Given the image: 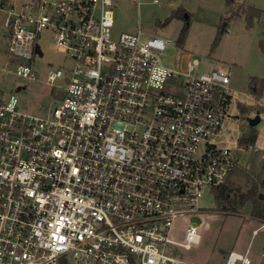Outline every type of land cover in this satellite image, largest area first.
<instances>
[{
    "label": "built area",
    "instance_id": "built-area-1",
    "mask_svg": "<svg viewBox=\"0 0 264 264\" xmlns=\"http://www.w3.org/2000/svg\"><path fill=\"white\" fill-rule=\"evenodd\" d=\"M112 6L23 0L16 9L0 0V71L37 80L44 30L70 60L46 68L57 100L48 114L29 110L17 86L0 89V264H195L180 250L200 241L202 190L258 150L218 143L233 101L225 71L198 73L191 53L184 68L163 64L166 36L142 40L138 29L113 38ZM183 216L190 221L174 238ZM250 245L224 264H251Z\"/></svg>",
    "mask_w": 264,
    "mask_h": 264
},
{
    "label": "rangeland",
    "instance_id": "rangeland-1",
    "mask_svg": "<svg viewBox=\"0 0 264 264\" xmlns=\"http://www.w3.org/2000/svg\"><path fill=\"white\" fill-rule=\"evenodd\" d=\"M19 9L23 0H6ZM259 9L258 18L249 24L248 10ZM113 38L121 32L142 31L141 39L152 34L169 37L160 53L161 62L172 68H184L187 53L198 59L196 71H207L213 66L225 71L229 76V86L233 101L228 106L230 118L222 126L218 143L222 146H235L242 135L249 130L246 118L259 112L260 120L253 126L256 130L255 146L259 151L245 153L240 167L223 184L232 198L248 190L249 179L259 184L264 194V176L258 177L261 169V156L264 154V90L253 94L257 80L264 83V51L259 41L264 39V0H113ZM6 13L0 10V65L5 61ZM218 36V41L214 40ZM62 53L53 48V36L48 30L40 33L37 40L38 79L25 78L0 71V89L7 93L15 86L20 101L27 98V107L34 113L48 114L54 100L50 86L45 83V71L50 65L69 64ZM60 80L55 84H60ZM57 87L55 93L60 95ZM26 92L28 93L26 96ZM217 189L207 187L202 190L197 204L201 211L199 217L200 241L189 249H181L180 257L195 264H224L227 254L233 250H244L250 245L251 264H264V220L251 216V204L246 203L238 212L220 211L216 201ZM190 221L188 216L174 221L172 236L178 238L183 227ZM259 232L251 237L252 230Z\"/></svg>",
    "mask_w": 264,
    "mask_h": 264
},
{
    "label": "trees",
    "instance_id": "trees-1",
    "mask_svg": "<svg viewBox=\"0 0 264 264\" xmlns=\"http://www.w3.org/2000/svg\"><path fill=\"white\" fill-rule=\"evenodd\" d=\"M252 10H248L246 14L247 21L249 24H251L252 20L254 18H258L260 16V10L251 8ZM218 41V36L215 38L214 42L216 43ZM259 46L262 51H264V39H261L259 41ZM264 90V86H262V82L257 80L256 86L253 89V94L258 95ZM256 130L254 127L250 126L249 130H247L244 135H242V141L245 144H252L254 143V140L256 138ZM264 176V159H262L261 169L258 174V177ZM251 182V186L246 190L245 192H242L241 194L237 195L236 197L232 198L229 196V194L226 192L225 185H221L217 187V195H216V201H217V208L220 211H230L232 213L238 212V210L244 206L246 203L251 204V216L256 217L260 220H264V197L260 198V191H259V184L252 179H249ZM264 184V181L260 182V185L262 186Z\"/></svg>",
    "mask_w": 264,
    "mask_h": 264
},
{
    "label": "water",
    "instance_id": "water-1",
    "mask_svg": "<svg viewBox=\"0 0 264 264\" xmlns=\"http://www.w3.org/2000/svg\"><path fill=\"white\" fill-rule=\"evenodd\" d=\"M246 120L250 126H255L260 120L259 113H255L254 116H248ZM262 197H264V194L260 193V198Z\"/></svg>",
    "mask_w": 264,
    "mask_h": 264
},
{
    "label": "crops",
    "instance_id": "crops-1",
    "mask_svg": "<svg viewBox=\"0 0 264 264\" xmlns=\"http://www.w3.org/2000/svg\"><path fill=\"white\" fill-rule=\"evenodd\" d=\"M261 81V80H260ZM262 82V81H261ZM262 86H264V83H262ZM255 140H256V138H255ZM255 140H254V143H252V144H254L255 145ZM257 151H259V148H258V150ZM262 159H264V154H262V156H261V164H262ZM256 218V217H255ZM258 219V218H257ZM257 235V234H256Z\"/></svg>",
    "mask_w": 264,
    "mask_h": 264
}]
</instances>
